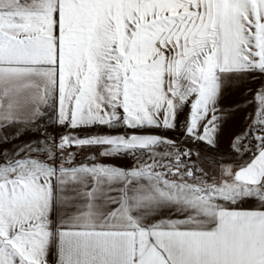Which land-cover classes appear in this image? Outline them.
<instances>
[{"label":"snow or ice","instance_id":"snow-or-ice-1","mask_svg":"<svg viewBox=\"0 0 264 264\" xmlns=\"http://www.w3.org/2000/svg\"><path fill=\"white\" fill-rule=\"evenodd\" d=\"M257 72L264 0H0V264H264V88L219 179L187 144Z\"/></svg>","mask_w":264,"mask_h":264},{"label":"crops","instance_id":"crops-1","mask_svg":"<svg viewBox=\"0 0 264 264\" xmlns=\"http://www.w3.org/2000/svg\"><path fill=\"white\" fill-rule=\"evenodd\" d=\"M262 88H264V75L257 72L249 75L243 81L239 82L236 87L231 88L224 93L219 106L225 109V119L221 122V126L216 133V147H208L204 143L193 144L192 141L187 142L188 146L193 149L194 153L197 151L200 153V159L198 161L196 155H193L192 160L197 161V163L202 166L209 175H215L217 179H219L221 164L238 162L239 157H237L236 153L233 151L232 144L236 137H241L245 133H248L249 129L252 127L257 107L255 94ZM185 112H187V110H185ZM179 119L182 122L185 119V116L182 115ZM57 131L62 133L65 129L61 128L57 129ZM91 131L95 130L93 129ZM180 133L181 129L179 126L175 131H158L159 135L178 141H184L185 137ZM249 139H251L250 136ZM247 142V140L244 141V143ZM252 143H255V141L253 140ZM71 151L77 152L79 150L72 149ZM93 151L97 150L85 149L79 151V155L76 156L75 162L77 164L80 163L81 160L87 162L85 159L86 154L92 153ZM211 158H215V163L212 162ZM144 159L147 160V157ZM116 163L134 166L136 161L131 157H128L125 160L117 161Z\"/></svg>","mask_w":264,"mask_h":264},{"label":"rangeland","instance_id":"rangeland-1","mask_svg":"<svg viewBox=\"0 0 264 264\" xmlns=\"http://www.w3.org/2000/svg\"><path fill=\"white\" fill-rule=\"evenodd\" d=\"M49 130L51 131V129H49ZM13 131H14V129H8L7 130L8 133H11ZM34 136H39V133L38 132L37 133H31V132H29L28 134L22 136L20 140L13 141V143H17L18 144L21 141H27L29 139H32ZM3 147H5V148L10 147V144H5V145H3Z\"/></svg>","mask_w":264,"mask_h":264}]
</instances>
